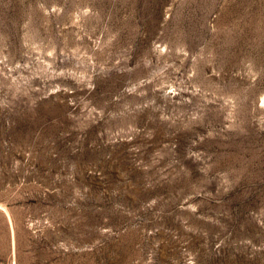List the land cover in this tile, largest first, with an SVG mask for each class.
Segmentation results:
<instances>
[{"label":"rangeland","instance_id":"rangeland-1","mask_svg":"<svg viewBox=\"0 0 264 264\" xmlns=\"http://www.w3.org/2000/svg\"><path fill=\"white\" fill-rule=\"evenodd\" d=\"M0 264H264V0H0Z\"/></svg>","mask_w":264,"mask_h":264}]
</instances>
